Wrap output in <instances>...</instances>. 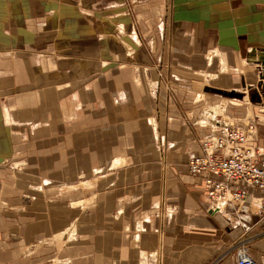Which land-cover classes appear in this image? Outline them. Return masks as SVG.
<instances>
[{"label":"crops","instance_id":"0c3cea01","mask_svg":"<svg viewBox=\"0 0 264 264\" xmlns=\"http://www.w3.org/2000/svg\"><path fill=\"white\" fill-rule=\"evenodd\" d=\"M165 5L0 0V264H237L241 241L264 264L252 203L214 202L188 171L221 120L173 79ZM249 56L264 66L263 49Z\"/></svg>","mask_w":264,"mask_h":264},{"label":"rangeland","instance_id":"374dc122","mask_svg":"<svg viewBox=\"0 0 264 264\" xmlns=\"http://www.w3.org/2000/svg\"><path fill=\"white\" fill-rule=\"evenodd\" d=\"M164 2L166 5L163 14L165 18H169V32L164 38L161 36L158 38H161L159 45L172 47L174 49L172 51H175L172 55L173 64L180 68L175 69L173 79L174 75L182 76L187 80L183 83L190 94H195L198 98L208 97L206 102L203 101V105L214 113L218 122L221 120V124L230 121L246 129L252 126L254 138L256 127L264 124V66L257 61L253 62L249 53L259 48L264 50V0H164ZM160 28L161 31L166 30L163 19L160 20ZM184 32L190 33V37L184 39ZM210 33L214 34L209 44L205 34ZM202 36L206 37V40ZM203 42L207 46L200 54L189 56L179 51L184 49L185 45L203 48ZM188 66L190 69H185ZM159 70L158 76L162 73L166 77L165 73ZM169 83L164 84V89H170L173 93V85L171 81ZM206 87L232 90L242 93V97L211 92L205 89ZM252 93L255 94L254 98L251 97ZM260 152L264 153V150L261 148ZM86 183L82 186L88 185ZM72 184L74 183H63L68 187ZM86 201L82 199L73 205H84ZM250 205L255 208L258 215V205L255 203ZM75 233L76 227L69 226L49 238L70 237ZM244 247L248 248L246 241H241L236 252Z\"/></svg>","mask_w":264,"mask_h":264},{"label":"built area","instance_id":"2783aa9c","mask_svg":"<svg viewBox=\"0 0 264 264\" xmlns=\"http://www.w3.org/2000/svg\"><path fill=\"white\" fill-rule=\"evenodd\" d=\"M252 126L244 128L225 122L216 131L199 140V151L187 162L190 173L205 174L204 188L214 201L233 203L257 202L258 215L264 220V196H252L236 181L257 189H264V153L253 144ZM237 264H257L247 248L237 253Z\"/></svg>","mask_w":264,"mask_h":264},{"label":"water","instance_id":"95a60500","mask_svg":"<svg viewBox=\"0 0 264 264\" xmlns=\"http://www.w3.org/2000/svg\"><path fill=\"white\" fill-rule=\"evenodd\" d=\"M205 89H207V90H209L211 92L221 93L223 95L230 96V97H242V93L235 92V91H232V90H224V89L217 88V87H206ZM251 97L254 98L255 94L252 93Z\"/></svg>","mask_w":264,"mask_h":264},{"label":"bare ground","instance_id":"6f19581e","mask_svg":"<svg viewBox=\"0 0 264 264\" xmlns=\"http://www.w3.org/2000/svg\"><path fill=\"white\" fill-rule=\"evenodd\" d=\"M226 122H230V121H226ZM255 204H257V202H254Z\"/></svg>","mask_w":264,"mask_h":264}]
</instances>
